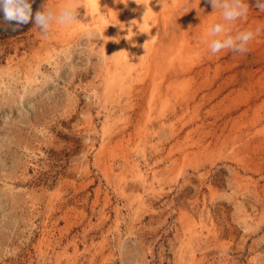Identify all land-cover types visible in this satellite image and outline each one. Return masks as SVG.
<instances>
[{"label":"rangeland","instance_id":"1","mask_svg":"<svg viewBox=\"0 0 264 264\" xmlns=\"http://www.w3.org/2000/svg\"><path fill=\"white\" fill-rule=\"evenodd\" d=\"M69 2L47 34L0 12V264H264V0L244 54L208 50L209 0L33 17Z\"/></svg>","mask_w":264,"mask_h":264},{"label":"clouds","instance_id":"2","mask_svg":"<svg viewBox=\"0 0 264 264\" xmlns=\"http://www.w3.org/2000/svg\"><path fill=\"white\" fill-rule=\"evenodd\" d=\"M135 2L137 3V0ZM209 2L215 11L219 9L221 13V21L211 24L203 37L210 53L216 54L224 50L240 54L246 53L249 50L250 42L259 35L261 29L257 27L254 30H242L233 35L231 34V25L237 20L247 18L250 10L249 4L246 0H209ZM142 5L148 10L151 0H145ZM258 7L264 11V3L258 4ZM0 12L3 13L5 21L15 22L17 25L27 24L34 18L35 27L44 34L49 33L54 24L71 26L78 19L79 13L71 2L59 9L58 12L49 9L45 4L43 9L37 11L33 17L32 0H0ZM146 13L143 15V21ZM82 39L86 46L89 42L94 43V41L103 38L100 31L93 28L86 31ZM103 40L107 43L105 39ZM109 57L107 53L100 52H97L95 56L100 63L105 62Z\"/></svg>","mask_w":264,"mask_h":264},{"label":"trees","instance_id":"3","mask_svg":"<svg viewBox=\"0 0 264 264\" xmlns=\"http://www.w3.org/2000/svg\"><path fill=\"white\" fill-rule=\"evenodd\" d=\"M6 31H9V32L13 31V30H12V27H11V28H8Z\"/></svg>","mask_w":264,"mask_h":264}]
</instances>
